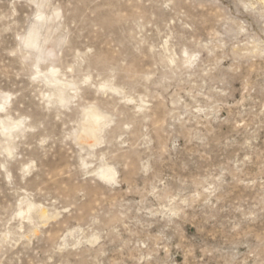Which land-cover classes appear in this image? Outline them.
Returning a JSON list of instances; mask_svg holds the SVG:
<instances>
[{
  "label": "rangeland",
  "instance_id": "rangeland-1",
  "mask_svg": "<svg viewBox=\"0 0 264 264\" xmlns=\"http://www.w3.org/2000/svg\"><path fill=\"white\" fill-rule=\"evenodd\" d=\"M0 264H264V0H0Z\"/></svg>",
  "mask_w": 264,
  "mask_h": 264
},
{
  "label": "bare ground",
  "instance_id": "bare-ground-1",
  "mask_svg": "<svg viewBox=\"0 0 264 264\" xmlns=\"http://www.w3.org/2000/svg\"><path fill=\"white\" fill-rule=\"evenodd\" d=\"M94 120V119H93ZM95 122V121H94ZM97 122V121H96ZM95 122V123H96ZM99 122V121H98ZM94 130V129H93ZM93 131L92 130H88L86 133L90 136L91 135V133H92ZM92 137V136H91ZM109 174V173H108Z\"/></svg>",
  "mask_w": 264,
  "mask_h": 264
}]
</instances>
